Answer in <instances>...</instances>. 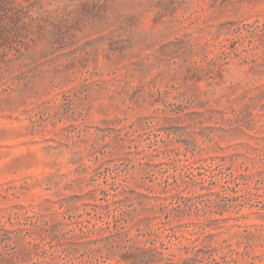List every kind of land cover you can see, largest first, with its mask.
Returning <instances> with one entry per match:
<instances>
[{"label": "clouds", "instance_id": "obj_1", "mask_svg": "<svg viewBox=\"0 0 264 264\" xmlns=\"http://www.w3.org/2000/svg\"><path fill=\"white\" fill-rule=\"evenodd\" d=\"M32 15L35 29L0 46V174L48 188L58 204L14 237L27 253L16 264H216L226 246L210 235L220 227L212 217L230 193L218 183V199L209 180L227 165L204 161L226 152L225 127L255 119L264 135V0H108L103 14L40 0ZM55 89L64 98L50 107ZM65 120L75 130L53 129ZM245 166L260 169L264 192V152ZM173 169L187 183L165 201L157 173ZM104 182L107 207L80 224L76 202L98 199ZM205 185L194 200L202 219L177 227L180 195ZM237 194L228 210L247 219L244 209L259 206L251 231L264 247V196Z\"/></svg>", "mask_w": 264, "mask_h": 264}, {"label": "rangeland", "instance_id": "obj_2", "mask_svg": "<svg viewBox=\"0 0 264 264\" xmlns=\"http://www.w3.org/2000/svg\"><path fill=\"white\" fill-rule=\"evenodd\" d=\"M39 6L40 0H0V46L10 45L11 42L26 36L37 27L39 22L32 13ZM79 6L87 12L103 14L108 6V0H79ZM115 46L118 45L114 44ZM232 47H235V44ZM63 98L60 96L59 90L55 89L54 95L51 99H46L45 103L49 104L50 107L53 103L59 105V101ZM39 106L37 105V107ZM58 112L59 108L52 115L56 116ZM257 124L258 121L253 119L236 129L225 127L223 134L228 139L221 141V147L226 149V152L211 153L208 155V159L204 161V164L218 161L221 165H227L223 169V173L228 175L218 172L219 180H209V183L213 185L212 193L218 199L221 192V188L215 187L218 183L221 186L227 185L230 193V195L223 198L225 201L223 213L212 217V220L219 224L220 227L213 228L210 235L214 239L220 236L226 246L224 255H219L216 264H220L221 261H224L225 264H264V247L258 242L259 234L251 231V229L261 226V217L255 214L254 211L259 206L254 205L253 209H244V215L247 216V219H240L234 210L231 212L228 210L230 205L240 200V195L237 193L243 194L245 189L248 190L249 199H258L264 196V192L256 190V186L259 184L256 177L261 174L260 169L257 167L253 171L251 167L245 166L250 165L261 152H264V147H261L264 145V135L260 134L261 128L257 127ZM52 127L57 132H60L64 131L66 127L75 130L76 125L72 121L65 120L59 124L52 125ZM6 135V131L0 130V139L6 137ZM49 138L55 139L53 136ZM193 163L196 162L193 161ZM200 167H203V165ZM200 167L195 170L194 175L196 177L205 176V172L201 171ZM185 176H187V173H185ZM157 179L163 184L162 188L157 186V190L161 192V198L165 201L169 199L165 192L166 189L171 191L173 195H179L176 193L174 186L180 184L183 187L187 183L183 177L175 174L174 169L172 173H157ZM198 183L199 181H197V185ZM206 187L207 185L205 187L194 186L192 195L186 190L180 195L177 206L183 204V210L187 214L184 215L181 222L177 223V227H186L202 219L199 216V210L194 200L201 193L207 194L205 191ZM111 191L114 192L115 189H111ZM108 194L109 189L107 188V183L104 182V187L99 189L98 199L88 198L76 202V212L79 213L78 221L80 224L85 226L91 224L92 219L90 217H93V213L102 207H107L104 201ZM49 204L55 206L58 201L55 200L54 194L48 188L21 183L11 173L0 174V264H16L18 259L27 255L24 250L17 251L12 246V241L14 237H19L20 232L27 234V226L38 218L42 211H46ZM173 211H176V209L174 208ZM68 219H71V217H68ZM163 220L168 221L169 215H163ZM240 229H243V232L246 233L243 236L245 243L241 246L237 244V241L233 240L229 244L228 239L235 236ZM221 230H223V234ZM226 236L227 238H225ZM41 242L43 243V241ZM237 248H239V251L236 250ZM210 251L213 255H218L220 249L213 248ZM228 251L233 253L231 259L228 258ZM200 252L205 255L210 254L205 249H200ZM186 264H189V262H186ZM190 264H196V262L192 261Z\"/></svg>", "mask_w": 264, "mask_h": 264}]
</instances>
